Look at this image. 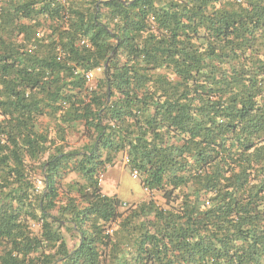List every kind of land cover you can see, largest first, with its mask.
Instances as JSON below:
<instances>
[{"label":"trees","instance_id":"1","mask_svg":"<svg viewBox=\"0 0 264 264\" xmlns=\"http://www.w3.org/2000/svg\"><path fill=\"white\" fill-rule=\"evenodd\" d=\"M0 264H264V0H0Z\"/></svg>","mask_w":264,"mask_h":264},{"label":"rangeland","instance_id":"2","mask_svg":"<svg viewBox=\"0 0 264 264\" xmlns=\"http://www.w3.org/2000/svg\"><path fill=\"white\" fill-rule=\"evenodd\" d=\"M100 75V74H98ZM84 139L70 138V142L78 145ZM75 174H69L66 179H75ZM42 186L41 183H38ZM102 190L109 194L117 195L121 201L126 203H135L147 199L149 193L144 189L141 182V176L137 178L132 177L129 167L124 164L122 154H119L114 161V164L108 165L103 173ZM67 240L69 239L66 235Z\"/></svg>","mask_w":264,"mask_h":264},{"label":"built area","instance_id":"3","mask_svg":"<svg viewBox=\"0 0 264 264\" xmlns=\"http://www.w3.org/2000/svg\"><path fill=\"white\" fill-rule=\"evenodd\" d=\"M85 42L86 41L84 39L81 41V43H85ZM101 71H102V68L101 67H97L94 70H90V71L84 72V77L86 79L87 84L89 85L93 81L94 77L97 76L98 74H100ZM122 158H123L124 164L127 165L128 162H129L128 156L126 154H124L122 156ZM130 173H131L132 177H134V178H137L139 176V172L136 169H132L130 171ZM100 177H101V175H100ZM38 183H41L42 184V181L39 180ZM144 189L148 193H150L146 188H144ZM119 206L120 207H122V206L123 207H126L127 206V203L125 201H120V205ZM106 232L107 233H111L112 232V228L106 229Z\"/></svg>","mask_w":264,"mask_h":264},{"label":"crops","instance_id":"4","mask_svg":"<svg viewBox=\"0 0 264 264\" xmlns=\"http://www.w3.org/2000/svg\"><path fill=\"white\" fill-rule=\"evenodd\" d=\"M102 176H103V174H102ZM102 176H101V178H100L101 182H102ZM101 189H102V186H101ZM102 191H103V190H102ZM103 193H105V194H107V195H114V194L106 193V192H104V191H103ZM135 203H137V202H135Z\"/></svg>","mask_w":264,"mask_h":264}]
</instances>
